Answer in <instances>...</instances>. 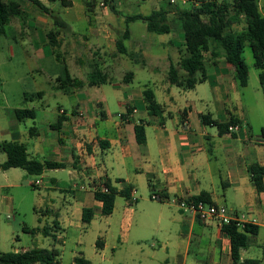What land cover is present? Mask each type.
<instances>
[{
    "label": "crops",
    "instance_id": "1",
    "mask_svg": "<svg viewBox=\"0 0 264 264\" xmlns=\"http://www.w3.org/2000/svg\"><path fill=\"white\" fill-rule=\"evenodd\" d=\"M41 1L49 8L48 11L42 10L31 0H19L23 13L13 17L8 27L17 43L22 40L28 44V58L36 63L33 68L51 74L48 76L54 97L62 99V95L68 96L72 107L69 109L59 103L57 119L49 121L41 129L36 127L34 134L30 133V129L27 132L21 128L19 122L22 121L16 118L14 111L15 118L10 121L8 132L10 141L27 146L31 158L65 165L64 168L45 170L41 175L51 189H59L72 196L63 214L48 208L46 215L58 214L61 231L66 226H78L79 222L83 224L85 208H93L95 216L103 215V203L95 198V192L81 189L80 186L111 181L118 191H122L123 185L117 182L118 179L133 186L131 198H134V203H138L137 189L145 186L168 200L200 196L206 192L215 204L225 205L208 190L209 183L214 179V166H225L226 186L234 190L241 208L247 212L225 206L230 213L248 215L250 220L255 221L252 225L259 228L257 234L251 235L249 248L242 251V260L258 259L264 264V250L262 258H259L260 253L256 250L261 248L258 237L264 229V190L257 191L250 173V167L254 164L264 167V89L261 95L256 93L251 96L257 115L252 116L251 110L244 111L242 87L237 84L234 67L222 50L216 57L210 52L206 54L207 79L194 88L183 89L168 79L171 62H178L183 49V45H175V39L181 37L175 30L159 34L161 38L157 39L150 34L155 32L148 31L145 23L148 33L137 39L127 25L123 29L130 30L124 40L127 52L121 53L117 48V40L124 31L118 37L112 31L109 10L96 4L90 8L82 6L80 11L74 10L72 0L70 5L63 4L65 17H62L54 15L47 0ZM179 1L184 6L189 4ZM117 2L114 3L116 10H111L120 14L127 24L136 21L127 22L126 17L135 14L121 12L128 0ZM75 22L81 23L84 31L79 33ZM51 31L56 32V47L49 37ZM171 33L172 36L166 38ZM48 45H51L50 50ZM57 51L64 57L72 54V64L67 63L73 76L87 79L91 72L98 69L109 76V81L100 85H85L70 93L57 89L55 78L61 72ZM39 60L45 62L38 63ZM129 62L134 65L133 69L126 71ZM51 70L54 73H50ZM137 70H147L151 77L142 78L134 86ZM129 72L133 75L130 81H125ZM161 72L165 78L159 81L154 76ZM107 84L113 90L101 88ZM94 87H98L100 95L92 93ZM146 88H151L157 101L163 105L161 115H153L148 111L144 97ZM39 91L43 92L39 98L44 101L47 93L42 89ZM108 94H113L111 96L117 102L116 109L112 108ZM45 105L49 103L42 102L41 106ZM207 113L222 123L228 122L230 115H234L241 121V129L220 132L217 126L203 122L201 114ZM37 117L36 110V117L29 119L35 120ZM138 124L145 127L144 144L137 141ZM61 170L67 171V179L58 175ZM44 179L41 180L42 184ZM118 197L124 198L125 202L120 203ZM158 203L162 208L169 206L175 219L181 221L185 216L190 222L189 228L183 229L178 235L179 238L183 237L182 240L172 246L167 243L159 250H150L147 259L136 262L140 232L134 231L132 234V228L139 209L133 208L130 200L118 195L111 216L121 210V232L118 234L110 228L112 255H107L108 241L105 245L103 243L102 253L96 257L87 256L83 251L79 255L90 264H233L230 239L217 222H202L169 201ZM147 218L137 217L143 223ZM165 219L166 215L161 212L159 222ZM61 238L58 235V239ZM193 247L197 249L194 257ZM79 255L73 256L71 264Z\"/></svg>",
    "mask_w": 264,
    "mask_h": 264
},
{
    "label": "rangeland",
    "instance_id": "2",
    "mask_svg": "<svg viewBox=\"0 0 264 264\" xmlns=\"http://www.w3.org/2000/svg\"><path fill=\"white\" fill-rule=\"evenodd\" d=\"M73 1L74 10L80 11L81 7L83 6L84 8L86 5L85 0ZM96 1L97 0H94L95 3ZM166 1L168 0H128L121 12L123 13L126 11L125 14H150L154 9H159L165 5ZM47 2L53 9L55 16L65 17L64 11H62L64 8L62 0H47ZM119 2L120 0H118L117 3ZM176 2L180 3L179 0H176ZM97 5L100 6V4ZM168 8L174 9V5ZM106 10H109L113 22L112 31L117 37L121 36L124 31L123 29H125L127 25L134 38L141 39L143 34L148 33L144 21L136 20L127 24L120 14L111 10V6L108 5ZM174 13H170L169 15L171 19L174 17ZM74 25L79 33L84 31L81 23L75 22ZM173 30L181 35V37L175 39V45L181 47L184 43L181 29L176 25V27L172 29V32ZM12 34L11 28L8 27L6 35H0V144L4 141L11 140L8 130H10V121L15 118L14 111L17 108H35L37 110L38 117L35 120L28 118L25 121L19 122L21 128L29 132L32 126L41 129L47 126L49 121H55L57 119L59 103L69 109L72 107V102L68 96L62 95V99L59 96L58 98L54 97V91L49 82L51 81L48 76L49 73L41 72L33 68L36 63L28 58V52L26 50L28 44L20 39L19 43H17L15 39L12 38ZM150 34L154 35L157 39L161 38V35L158 33ZM170 36H172V33L168 36L166 35V38ZM126 43L128 45L130 44L128 41H126ZM48 49H51V45H48ZM70 56L72 58V54H70ZM70 56L66 55L65 57L67 62L72 64ZM243 56L250 68L249 83L246 87L241 88L245 105L244 111L247 112L251 110V115L255 116L257 115L255 110H253L255 101L251 96L256 93L261 95L264 89V83L260 80L259 70L253 64L254 57L250 45H246ZM83 58L85 59V57ZM37 62L43 63L45 61L39 60ZM49 63L50 60L48 59L47 64ZM57 63H59L58 60ZM127 65L129 67L126 71L133 69L132 67L134 65L132 63L129 62ZM50 73L54 72L51 70ZM136 73L137 79L134 81V86H137L142 78L149 77V75L151 77V73L147 70H137ZM154 77H157L159 81L165 78L162 72L156 74ZM158 85L161 86V83ZM101 88L113 90L109 84L103 85ZM41 89L47 93L44 101L37 97L31 100L26 97L32 96V94ZM92 93L100 95V90L98 87H94ZM111 95L108 94L111 106L113 109H116L117 102ZM42 102H47L49 105L43 107L41 106ZM42 107L44 109H42ZM6 160L7 155L0 150V164L4 163ZM214 164L215 162L213 165ZM214 173V179L209 183V192L216 196L218 200L224 202L229 209L233 208L247 212L245 208H241V202L235 197L234 190L226 186L227 172L225 166L215 165ZM58 175L66 179L68 177L66 170L59 171ZM42 179H44L43 176L30 175L22 169H10L0 172V252H22L34 248L50 249L55 246L60 252V264H71L73 256L75 254L79 255L81 251L91 257H96L98 253H102V248L97 247V242L100 239L103 241L104 245L106 241L110 243L107 249V255L111 256L113 251L110 228L120 234V222L122 219L121 210L111 217L98 214L89 226H85L81 222H79L78 226H66L65 230H62L58 234L59 236L61 235L62 238L59 242L55 243L51 236H45L43 232V229L46 226H51L55 220V216L46 215V213H48L46 211L49 208L54 209L57 213L63 214L70 202L68 199H72V196L59 189H51L49 185L47 186L45 179L41 186H36L35 182ZM152 194L153 192L148 187L141 186L137 189L136 194L138 203L133 202L131 204L133 208L139 209L132 228V234L134 231L140 232L138 234L140 246L136 247V262L147 259L150 250H159L167 243H170L172 246L179 240H182L183 237L181 236V238H179L178 235L183 229L187 230L190 226V222L184 218L185 216H183V220L181 221L175 219L169 206L162 208L158 201L151 198ZM117 199H119L120 203L125 202L122 197H118ZM171 209L176 210L174 207ZM161 212L166 215V219L163 222H159ZM147 216L148 218L144 220V223L137 219V217ZM258 241L261 248H256V250L260 253L258 256L261 257L259 258H262L264 250V229L261 230ZM196 254L197 249L193 247V257ZM118 255H120V252ZM131 261L130 258L129 262Z\"/></svg>",
    "mask_w": 264,
    "mask_h": 264
},
{
    "label": "trees",
    "instance_id": "3",
    "mask_svg": "<svg viewBox=\"0 0 264 264\" xmlns=\"http://www.w3.org/2000/svg\"><path fill=\"white\" fill-rule=\"evenodd\" d=\"M39 8L48 11L49 8L41 0H31ZM189 4L182 6L181 3L172 0L166 1L159 9H154L150 14H135L126 17V21L142 20L147 24L150 32L158 34L170 33L176 25L180 27L183 34V49L178 62H171L168 72V79L183 89L194 88L198 83L207 79L205 71L206 54L210 52L212 56H218L219 51L225 53V57L234 67V77L240 87H246L249 82V66L243 56L246 45H250L254 65L259 70V76L264 83V0H186ZM64 5H70L72 0H62ZM109 6L116 10L114 3L109 2ZM87 8L97 5L94 0H85ZM174 5V9H169ZM174 10V17H169ZM23 13L19 0H0V35L6 34V29L15 16ZM130 34L127 28L121 38L117 40V48L121 53L127 52L124 40ZM56 32L51 31L49 37L55 46ZM56 47V46H55ZM57 60L60 63L61 72L56 78V88L65 93H70L85 85H100L109 81V76L100 71L94 70L87 79L73 76L69 70L66 58L59 51L56 52ZM133 73L129 72L125 76V81H130ZM43 92L39 91L28 99L39 98ZM144 97L148 111L153 115H161L163 105L156 99L151 88L144 90ZM15 116L18 120L24 121L28 118L36 117L35 108H17ZM205 124L215 125L220 132H229V126L239 124L241 121L234 115H230L228 122H219L213 119L209 113L201 114ZM36 127L30 128V133H35ZM137 141L140 144L146 142V131L143 124L136 126ZM0 150L7 155V160L0 164V172L10 169H22L30 175L40 176L45 170L60 169L65 165L49 161H40L30 157L27 146L17 141H4L0 144ZM251 181L258 192L264 190V167L254 164L250 167ZM118 183L123 185V190L118 191L111 181L105 182L108 192L97 191L95 198L103 203V216H111L115 210L116 197L122 195L127 200H131L133 191L132 185H127L123 179H118ZM99 183V182H98ZM196 201H206L215 204L210 195L206 192L200 196H194ZM47 214V213H46ZM95 211L93 208L83 210L82 221L85 226H89L93 221ZM231 242V255L233 264H262L258 259L242 260V251L249 248L251 235L257 234L259 228L254 225H246L244 228L238 227L235 223H230L222 227ZM45 236H51L55 243L59 242L58 234L61 232V225L58 221V214L51 226L43 229ZM97 247H103V241L98 240ZM60 252L54 246L50 249L34 248L22 252H0V264H60ZM75 264H90L82 255L75 259Z\"/></svg>",
    "mask_w": 264,
    "mask_h": 264
},
{
    "label": "built area",
    "instance_id": "4",
    "mask_svg": "<svg viewBox=\"0 0 264 264\" xmlns=\"http://www.w3.org/2000/svg\"><path fill=\"white\" fill-rule=\"evenodd\" d=\"M115 2L117 0H97L96 3L100 4V6L104 7L105 9L108 8L109 2ZM184 2L186 0H183ZM174 2V0H172ZM107 7V8H106ZM64 112V110H61ZM241 129L240 124H232L229 126L230 132H236ZM36 186H41L42 181L37 180L35 182ZM81 189H90L93 192L102 191L108 192V188L105 183H98L93 182L89 185H81ZM192 197H183V198H174L172 200H168L164 197H161L155 193L152 194L151 198L156 201H169L172 204H175L179 207L186 214L193 215L196 219L208 223V222H217L221 228L224 225H228L230 223H235L238 227L244 228L246 225L255 224L254 220H250L248 215L241 213H230L228 208L225 205H218V204H211L206 201H196ZM134 202L133 198L130 200V205ZM75 264V262L73 263Z\"/></svg>",
    "mask_w": 264,
    "mask_h": 264
}]
</instances>
